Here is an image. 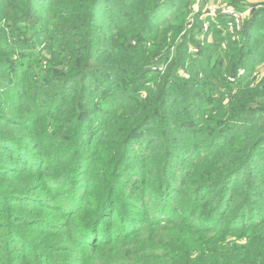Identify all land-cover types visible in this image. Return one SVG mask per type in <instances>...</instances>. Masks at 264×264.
I'll return each mask as SVG.
<instances>
[{
	"label": "rangeland",
	"instance_id": "1",
	"mask_svg": "<svg viewBox=\"0 0 264 264\" xmlns=\"http://www.w3.org/2000/svg\"><path fill=\"white\" fill-rule=\"evenodd\" d=\"M49 1L52 3H47L45 7H43L45 2L41 7L34 6L35 10H31L28 14V18L33 16V20L25 19L24 22H17L10 26H3L6 18L0 20V135L6 134L10 137L9 140L14 139V142L9 141L11 149L2 146L3 141H0L2 146H0V264H97V262L106 264L109 259L114 260L113 256L115 259H121L120 253L124 250L148 258L167 257L166 248L159 247L155 250L156 242L158 246L163 244L166 246L168 243L174 245L179 236H183L181 243L187 244L186 252H195L194 257L198 256V253L196 254L198 248L190 247L191 241L201 240L207 242V246L215 247L214 251L210 252L211 264L228 263L225 257L231 259L232 264H241L237 261H241L242 253L253 249H263L264 225L252 235H250L251 230L239 231L240 229L226 231L224 232L226 235L214 231L199 235L191 228L176 225L171 228L170 225L156 224L148 228L149 230H145L147 228L142 226L139 233L124 239L114 232L113 240L108 246L105 245L96 252L89 250V246H79L78 237L95 218L94 214L102 200L101 189L107 186L110 183L107 180L112 178V173L108 175L104 172L103 166L98 167L96 163L106 164L110 158L119 159L120 152H117L115 142L119 139L121 127L127 125L131 126L130 129H135L143 122L138 117L145 104V102L141 103V100L157 93V87L161 86L164 76H167L171 59H174L178 51H181V67L174 70L172 74L175 75L174 77L188 78L192 74L200 79L203 76L215 78L217 75L226 74L230 62L227 54L233 41L238 39L242 41L245 36L240 33L242 32L241 23L249 18L253 10L258 14L255 23L259 31L264 34V0H224L226 6L233 7L242 14L241 25L235 27L233 31L228 29L227 14L218 12L214 19L207 15L208 7L217 0H182L176 7L177 10L161 16L162 20L155 21V26L151 27L144 37L148 40L147 46L133 51L134 57L141 55L146 60L153 59L157 53V47L165 46L158 35L172 24V30L168 32L170 37L168 43L172 44L171 48L164 55V61L154 59L155 62L151 65L147 73L148 78L146 77L144 82L145 87L140 89L139 94L137 87L130 89L131 85L125 87L121 84L120 80L125 74L122 75L118 69L108 70L105 67L108 63L105 59L106 55L97 52L98 67L92 77L87 79L89 80L87 87L91 86L83 101L80 90L79 97H81L83 110L86 109L88 114L83 120L78 108L79 92L74 91L73 94L67 92L65 98L61 101L58 99L55 107H51L52 98L47 100L52 90L51 81H46L48 69L51 66L50 61L53 60L54 53L69 46L72 39L76 41L73 42L74 47H80L86 35L100 38L98 46H110V42H106L105 37L108 38L107 41L121 39L122 37L117 36H123L124 31L129 28V18L128 16L117 18L118 12L113 15L104 14L105 21H98V27L93 35L88 29H81L70 19H66L61 27L62 30H59L57 19H50L54 4H58L59 1L63 4L69 1L74 3L82 1ZM159 1L166 3L171 0ZM137 3L138 0L135 5ZM124 5L128 12H131L128 6L135 7L128 0ZM1 6L2 0H0ZM77 14L78 12H73L68 16L72 18ZM218 16L224 17L223 33L229 34L222 36L218 46L212 48L215 41L213 35L215 29L211 30L209 27L205 30L204 23L209 25L211 22H216ZM176 22L178 24H175ZM109 25H117L119 28L109 31L106 28ZM200 27L201 29L198 30ZM57 30H59L57 35L52 32ZM188 30L195 33V42H187ZM228 35H230L229 38ZM196 41L200 45H197ZM249 41L251 43L249 56L254 60L250 73V87L253 88L255 84L264 82V36H253ZM117 59L119 58H114V60ZM185 65L190 68H184ZM244 74L245 72L237 74L236 78L228 76V80L235 83L237 78ZM174 84V79H171L166 88L172 91ZM72 85H79V82H74ZM110 85H116V87L110 91L108 90ZM212 91V87L204 88L200 91L203 94L200 98L189 93L186 96L180 92L172 94L166 106H163L164 109L161 108L163 110L161 112H164L163 117L150 119L143 129L138 130L136 136L138 141L133 145L132 157L128 158L127 163L121 161L119 166L117 187L123 185L124 188L118 191V196L115 198L117 211L118 208L120 211L123 199L126 203L137 202V207L134 208L137 210V216L151 217L152 205L155 202L153 195L157 186L156 184L153 187L151 183L160 173L153 176L146 171L155 164L164 168L171 164L165 178L169 181V188H173L178 194L176 211L180 209L181 213H187V217L180 221H188L186 225L193 226V220H201L200 212L203 214L208 209L204 205L205 199L214 191H200L199 198L191 201L193 192L201 190L202 185L222 172L226 171L228 174L235 169L237 164L244 161L243 158L252 145L250 140L254 145L255 138L263 135L262 132H264V122L263 127L260 128L257 125L261 123L257 121L255 125H248L245 123L246 118L243 119L240 115L236 117L234 111L228 108L231 104V96L225 88H221L220 91L224 94L220 95ZM188 100L196 102V106L186 107ZM246 108L249 107L246 106ZM102 110L104 111L101 112ZM49 113L50 116L47 118ZM214 115L218 118L223 116L222 122L228 119L226 124L231 127L230 132L233 133L232 136H225L223 141L215 146L210 143L208 145L204 137L199 136L198 133L204 118ZM187 116H191L194 122L190 129L184 126ZM260 116L264 118V113ZM67 120L70 122L66 123ZM82 124L84 133L80 135L78 128ZM20 140L26 144L25 147ZM76 144H78L77 147ZM69 145L75 146L69 149ZM17 150H20L22 158L20 156L16 160L19 155ZM79 152L88 156V160L85 161L86 169L83 171L80 167V172H86L85 177L80 175L81 187L76 183L72 191L67 193L72 183L67 185L64 182L69 174L71 177ZM91 157H94L96 161ZM255 158L256 163L245 164V168L233 174L229 187L236 186L237 189L234 198H231V195L227 200L223 199L225 203H228L224 218H233L234 213L238 212L236 207L251 199L247 201L248 196H252L247 194L249 188L259 190L260 195H257L259 196L257 199L264 200V143L257 149ZM152 160L155 163L151 165ZM94 163L96 165H93ZM134 169L138 172L137 174ZM143 178L147 180L145 184L140 180ZM62 188L63 190L67 188L68 198L81 196V200L73 206L70 213L63 209ZM216 190L219 193L220 188ZM124 205L128 206V204ZM249 205L251 213H257L258 209L264 207V201ZM112 211L111 207L106 216V219L110 218L107 225L116 226L117 212L114 210L112 213ZM180 217L182 216L178 215V218ZM198 224L200 225V221ZM182 230L183 232L179 233ZM224 236L226 240L222 242ZM96 246L99 247L100 244ZM244 247L249 248L244 249ZM243 257L249 258L246 255ZM168 260H165L167 264H177L175 258Z\"/></svg>",
	"mask_w": 264,
	"mask_h": 264
},
{
	"label": "trees",
	"instance_id": "2",
	"mask_svg": "<svg viewBox=\"0 0 264 264\" xmlns=\"http://www.w3.org/2000/svg\"><path fill=\"white\" fill-rule=\"evenodd\" d=\"M48 1L49 0H2V6L0 7V13L2 15H0V20L6 18L7 22L5 21L3 26H10L11 24L13 25L17 22H24L25 19L26 21L33 20V16H30V18H28L29 12L31 10H35L34 6H36V8L38 6L41 7L43 2L46 3L43 4V7H45L47 3H52L51 1ZM80 1L82 2L74 3L73 1H69L64 2V4L60 3L59 1L58 4H54L53 9H51L52 13L50 15V19H57L59 24V30H62L61 27L63 26L66 19H70L73 20V23L75 25L78 24V27H80L81 29H88L90 31V34L93 35L94 30L96 29V27H98V21H105L103 17L104 14L113 15L115 13L117 14V12V18H127L128 16L129 28L124 31L123 36H117L122 37L121 39L116 38L112 39V41H107L108 38L105 37L106 42H110V46L108 47L98 46L100 38L98 39L97 37L86 35L84 36L83 42L80 47H74L75 45L73 42L76 41L72 39V41H70L71 43L69 46H66L64 49L61 48V50L54 53V58H52L53 60L50 61L51 66L48 69V75L46 77V81L48 82L50 80L52 85V90L48 97L49 99H47L49 101L52 98L51 107L56 106L55 104L58 99H60L61 101L63 98H65L67 92L72 94L74 91L79 92V97L81 90L82 101L84 100V97H87L86 93L91 86L89 85L87 87V83L89 82V80L87 79L88 77L89 79L92 77L93 73L96 72V68L98 67V62H96L97 52H100L101 55L102 53L106 55L105 59L108 60V63L105 65V67L108 68V70L111 69L113 71H116L118 69L122 73V75L125 74V76L120 80V83L124 84L125 87L131 85L130 89L137 87V93L139 94L140 89H142V87H145L144 82L148 78L147 73L148 71H150L151 65L155 62L154 59L157 58L164 61V55L171 48L170 46L172 44L168 43V39H170L168 32L172 30V24L168 25L165 31L158 35V37L161 38V42L164 43L165 46L159 45L157 47V53L155 54L153 59L146 60V58L142 57L141 55H136V57H134L135 52L133 51L147 46L148 40H146V38L144 37L146 36V34L149 33L150 28L155 26V21L162 20V18H160L161 16H166L168 15L167 13H171L173 10H175L182 0H171L166 3L159 0H138V3L136 5L135 3L137 2V0H128L131 2V4H133V6L135 5L134 8H132L131 5L128 6L131 12H128L126 6L124 5L127 0ZM163 5L166 6L163 7ZM73 12H78V14L72 18L69 17L68 14ZM65 13L67 15H65ZM257 16V12L253 10L249 18L246 19L245 22L241 23L242 32L240 33H243L245 35L242 41L240 39L235 41L231 40L233 41V44L227 54L228 58H230V62L226 74H222L219 76L217 75V77L215 78L213 76H203L200 79L192 74L188 78H183L180 76L174 77L175 75H172L174 73V70H177L181 67V51H178L175 58L171 59L170 63L168 64L169 70L166 74L167 76H164V82L161 84V86L157 87V93L152 94L151 97L148 95L146 99L144 98L141 100V103L145 102V104L140 110V115L138 117L141 118L140 120L141 122H143L139 125V127H136L135 129H130L131 126L129 127L127 125H123L121 127V133L118 137L119 139L115 142L117 152H120L119 159L110 158L106 162L107 165L104 163H96L98 167L103 166L102 168H104V172L108 173V175L109 173H112V178L108 179L107 181H109L110 183L101 189V191L103 192V194L100 195L102 196V200L99 203L100 206L98 210L94 214L95 218L90 222V225H88V227H85L80 232L81 235L78 237V242L80 244L79 246H89V250H91L92 252H96L101 247H104L105 245L108 246V244L113 240L112 235L114 232L116 234H120V238L124 239L129 235H135L139 233V231L141 230L140 227L142 226L147 228L145 230H149L148 228L156 226V224L170 225L171 228L173 225L179 227H187L189 229L191 228L193 232L199 233V235H203V233H207L209 231L224 233L226 231L230 232L238 229H240L239 231L251 230L252 233L250 235H252L253 233L258 232L260 226L264 225L262 224L264 221V216H260L264 214V207L262 209H258L257 213H251L249 205L252 203L264 201L257 199V197H259L257 195H260L259 190L255 188L247 189V194L252 195L248 196L247 201L249 200V198L251 199L248 202L244 201V204L242 203L239 207H236V210H238V212L234 213L233 218H224L226 214L225 210L228 208V203H225L223 200H227L228 196L231 197L232 195L231 198H234L235 196L234 193L237 187H229V185L232 183L233 174L239 172V170H241L242 168H245V164L249 165L257 162L255 158V153L259 146L264 143V132H262L263 135L255 138L256 140L254 141V145L252 143V140H250V143L252 145L249 147L247 154L243 158L244 161H241L239 164H237L235 169L229 171L228 174H226V171L222 172V174L214 177V179L207 181L204 185H202L203 188L201 190H196L193 192V194L191 195V201L197 200L199 198L198 193L200 191H214V193H212L205 199L204 205L205 207H208V209L203 213L205 216L202 214V212H200L201 220H193V226L186 225L188 224V221H180V219L184 220L183 218L187 217V213H181L180 209L176 211V201L178 200V194L173 190V188H169V181L165 178L169 173L168 170H170L171 164L169 166H166L165 168L164 166L161 167L160 165L157 166L155 164L152 168L146 171L149 174H153V176L160 173L155 179V181L151 183V186L153 187H155V185L157 184V186L155 187V194L153 195L155 197V202L152 205V211L150 213L151 217L149 216V218H143L137 216V210L134 209L137 207V202L126 203L122 199L120 211L119 208L117 211V203H115V198L118 196V191L124 188L123 185L117 187L118 181H116L118 178L119 166L121 165V161L127 163L128 158L132 157L131 153H133V145L138 141L136 140L138 130L143 129L150 119H158V117H163L162 114L164 112L161 111H163V106H166L167 100L172 94L175 95L180 92L181 94L186 96V94L188 95L189 93L190 95H195L196 98H200L201 96H203L200 91L204 88L212 87V93H217L219 95L224 94L221 93L220 90L221 88H225L226 92H228V94H230L229 96H231V104L228 106V108L234 111L236 117L240 115L243 119L246 118L245 123H248V125H255V122L257 121L261 123H258V128H260L261 126L263 127L262 124L264 122V118L260 116V114L264 113V82H262L261 84H255L253 88L250 87V73L253 69V66L251 67V65H253L254 60L253 58H251V56H249V50L251 49L249 47V45L251 44L249 40L253 36H264L263 32L261 33L259 31V28L255 23L256 19L258 18ZM224 20V17L218 16L216 22H211L209 24L211 30L215 29L213 34L215 41H213L214 43L211 46L212 48H216L218 46V44L220 43L219 39H221L222 36H226L227 34H229L226 32L223 33L225 25ZM175 24L178 23L176 22ZM181 26L183 28L182 22ZM106 28L109 31H112L113 29H118L119 26L109 25ZM200 29L201 27L198 28V30ZM59 30L52 32L57 35ZM174 32L175 31L173 30V33ZM53 33H51L52 36ZM229 36L230 35H228V38ZM186 38L187 42H195V33L191 30H188ZM197 45H200V43L197 42ZM117 57L119 59L114 60V58ZM120 58L132 59L133 61H126ZM186 60L188 64V59ZM184 68L189 69L190 66L185 65ZM240 68H244L245 74L243 76L238 77L235 83L230 82L228 80V76H233L236 78ZM171 79H174L175 81L174 88L172 89V91H170L169 88H166L169 86ZM90 81L95 82L94 80ZM113 81L116 82V80ZM74 82H79V85L73 86L72 84ZM134 83L136 84L134 85ZM113 87H116V85H110V88L108 90L112 91ZM176 90L179 91L176 92ZM80 98L81 97H79V100ZM82 101H79L78 108H80L79 112L81 114V119L83 120L84 117H86L88 114H86V109L83 110ZM194 105L196 106V102H194L193 100H188L186 103V107H194ZM246 106H248L249 108H246ZM51 110H53V108ZM103 111L104 110H102L101 112ZM49 116L50 113L47 114V118ZM139 118L137 119L138 121ZM222 118L224 117L221 116L220 118H218L214 115L208 118H204L203 122H201L203 124L201 127H199L201 129L198 133L199 136L204 137V140L205 142H207L208 145L210 143L214 144L215 146L218 142L223 141L225 136H232L233 133L230 132L231 127L226 124V121L228 119L222 122ZM69 122L70 120L66 121V123ZM193 123V118L191 116H187L186 123L184 126L190 129L189 127ZM78 129L80 135H82L84 133V131H82V129H84V125L82 124ZM203 130H205L204 133L202 132ZM9 139L10 137L6 134L0 135V141H3L2 146L9 147V141L14 142V139ZM20 142L24 147L26 146V144H23L22 140H20ZM77 145L78 144H76V147ZM69 146L70 147L68 148L71 149L72 145ZM17 151L19 155H17L16 160L22 155L20 150ZM91 159L96 161L94 157H91ZM86 160H88V156L83 155L82 152H79L74 162L75 167L72 170L73 173L71 177L69 174V176L64 182L67 185L72 183V185H70L68 189L65 188V190H63L64 188H62L63 200H61L62 197L60 198V200L64 201L63 209L65 210V212L70 213V210L73 208V206L81 200V196L79 195H77V197L68 198L66 196V189L67 193H70L75 187L76 183L79 187H81V184L79 182L80 175H83L85 177L86 172H80V167L83 168V171L86 169ZM154 163L153 160L150 162L151 165ZM96 164L94 163L93 165ZM134 172L136 174L138 173L136 170ZM140 180L144 184L147 181L146 178ZM146 186H148V184ZM218 187L220 188L219 193L216 190ZM124 204H128V206L126 207V205ZM111 207L113 208V211L116 210L115 212H117V216L115 219L118 221V224L116 226L107 225L108 219L110 220V218L106 219V216L108 215V211ZM178 215L182 217L178 218ZM199 221L200 225L198 224ZM179 230L181 229L179 228ZM182 232L183 230L179 233ZM222 235L226 234L224 233ZM182 238L183 236H179L176 239L177 242L174 245L168 243L166 246L165 244H163V246H158L159 244L158 242H156V245L154 246V248H156L155 250H157L159 247L166 248L167 257L157 256L155 258H148L144 255L139 256L130 252L129 250H124L120 253L122 256L121 259H115V256H113L114 260L110 261L109 259L106 264H167V262H169L168 259L172 260L174 258L176 259L177 262L175 261V263L177 264H211L210 252H213L215 247L212 248L211 246H207V242H203L201 240H196L195 242L191 241L190 247L198 248L196 251V254L198 253V256L194 257L195 252H186L185 245L187 244L181 243L180 240ZM223 240H226V236H224L222 242ZM98 243L100 244L99 247L96 246V244ZM180 244L182 245L179 246ZM247 248L249 247H244V249ZM244 255L248 256L249 258L243 257ZM87 259L89 260V257H87ZM165 260L168 261L166 262ZM225 261L229 264H232V260L228 257H225ZM241 261L239 260L237 262H240L241 264H264V248L259 250L253 249L250 252L242 253ZM99 263L100 262H97V264Z\"/></svg>",
	"mask_w": 264,
	"mask_h": 264
},
{
	"label": "built area",
	"instance_id": "3",
	"mask_svg": "<svg viewBox=\"0 0 264 264\" xmlns=\"http://www.w3.org/2000/svg\"><path fill=\"white\" fill-rule=\"evenodd\" d=\"M218 12L227 14L229 17L228 29L231 31H233L235 27H239L241 25L240 23L242 22V14L235 8L226 6L224 0H217L216 3H214L212 6H209L207 15L211 19H214L216 18ZM209 27L210 25H208V23H204L205 30H207ZM244 72V69H240L238 74H243ZM251 85L253 86L254 84L252 83Z\"/></svg>",
	"mask_w": 264,
	"mask_h": 264
}]
</instances>
